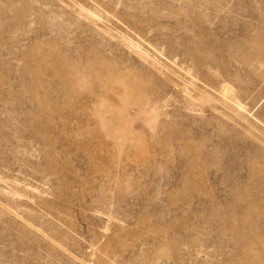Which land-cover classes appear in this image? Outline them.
<instances>
[{
    "label": "rangeland",
    "instance_id": "1",
    "mask_svg": "<svg viewBox=\"0 0 264 264\" xmlns=\"http://www.w3.org/2000/svg\"><path fill=\"white\" fill-rule=\"evenodd\" d=\"M0 264H264V0H0Z\"/></svg>",
    "mask_w": 264,
    "mask_h": 264
}]
</instances>
